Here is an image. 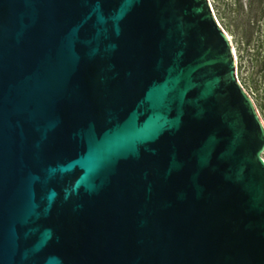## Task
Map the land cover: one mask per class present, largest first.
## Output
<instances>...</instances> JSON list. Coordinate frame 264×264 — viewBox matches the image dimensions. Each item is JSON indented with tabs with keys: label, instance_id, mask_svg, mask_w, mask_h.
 <instances>
[{
	"label": "water",
	"instance_id": "water-1",
	"mask_svg": "<svg viewBox=\"0 0 264 264\" xmlns=\"http://www.w3.org/2000/svg\"><path fill=\"white\" fill-rule=\"evenodd\" d=\"M0 264H264V122L210 0H0Z\"/></svg>",
	"mask_w": 264,
	"mask_h": 264
},
{
	"label": "rangeland",
	"instance_id": "rangeland-1",
	"mask_svg": "<svg viewBox=\"0 0 264 264\" xmlns=\"http://www.w3.org/2000/svg\"><path fill=\"white\" fill-rule=\"evenodd\" d=\"M238 56L241 84L264 122V0H210Z\"/></svg>",
	"mask_w": 264,
	"mask_h": 264
},
{
	"label": "bare ground",
	"instance_id": "bare-ground-1",
	"mask_svg": "<svg viewBox=\"0 0 264 264\" xmlns=\"http://www.w3.org/2000/svg\"><path fill=\"white\" fill-rule=\"evenodd\" d=\"M211 2V1H210ZM212 4V3H211ZM217 18V17H216ZM217 21H218V19H217ZM219 22V21H218ZM219 24H220V22H219ZM221 25V24H220ZM222 27V26H221ZM225 31V30H224ZM225 33L227 34V36L229 37V39H230V41H231V43H232V46H233V50H234V52L236 53V50H235V46H234V44H233V40H232V38H231V36L225 31ZM237 54V53H236ZM238 57V56H237ZM239 61V60H238ZM245 89V88H244ZM246 91V90H245ZM247 92V91H246ZM249 95V94H248ZM250 96V95H249ZM252 99V98H251Z\"/></svg>",
	"mask_w": 264,
	"mask_h": 264
}]
</instances>
